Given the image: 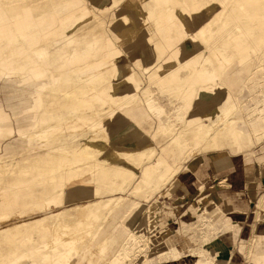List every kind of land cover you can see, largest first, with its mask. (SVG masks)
Wrapping results in <instances>:
<instances>
[{
  "label": "bare ground",
  "instance_id": "6f19581e",
  "mask_svg": "<svg viewBox=\"0 0 264 264\" xmlns=\"http://www.w3.org/2000/svg\"><path fill=\"white\" fill-rule=\"evenodd\" d=\"M190 1L184 5L180 19L183 23L184 19L186 23L188 18L193 19L198 30H188L191 33L190 41L196 47L203 46L208 55L197 67L183 69L169 66L158 68L152 73L151 69H145L144 72L150 73L149 84L143 90L150 96L146 102L147 109L138 100L139 79L136 77L135 87L128 88L122 95L115 87L99 93L96 89V85L108 81L107 70L111 73L121 70L130 72V68L94 67L83 73L78 72L76 65L82 63L84 58L79 55L77 61L78 53L74 47L77 41L71 35L65 38V47L55 42L54 49L49 48L47 37L59 39L65 30L66 20H74L73 27H81L80 30L96 27L94 17L87 9L71 13L61 24L56 22L52 13L47 14L56 10L57 16H63L65 12L77 7V0H0V57L4 55L1 49L6 46L13 49L11 54L17 58L16 63L9 64L5 70L0 66V102L3 97L8 102L13 92H19L20 97L19 106L0 103V147L2 143H9L0 150V165L6 158L9 159L8 163L15 162L14 156L22 152H28L33 163H38L42 160L39 150L49 154L53 147H58L61 154L68 155L63 149L67 145L77 143L80 147L74 159L57 163L61 171L58 174L51 170L45 179L34 181L36 177H32L20 181L17 187L7 184L11 196L0 197V205L16 207L28 200L26 210L17 214L20 218L28 213L44 214L12 224H6L13 218L12 215L0 214V264H122L127 242L135 239L134 234L140 236L142 242L143 238H147L145 225L148 219L145 216L144 224L142 218L135 227L139 231L134 234L123 228L98 240L113 214L117 213L119 217L125 211L122 222L126 228L130 227L131 220L138 218L135 217L138 214L137 204H125L127 198L124 196L136 176L122 163L129 161L138 170L142 163L152 159L155 152L152 148L135 150L143 141L146 143V138L136 131L134 123L141 122L140 118L146 123L151 120V115L156 116L158 129L163 130L167 137H171L174 127L184 123V118L171 114L173 111L166 108V105L160 111L153 109L155 101L168 103L161 99V92L184 97L185 106L188 107L196 89L209 86L206 92L199 94L197 103L214 97L226 105L217 120L210 125L199 118L185 119V125L178 132L177 138L162 149L159 161L163 168L157 170L158 164L156 167L145 166L142 169L143 178L136 181L131 190L133 195H143L142 184L150 182L153 172H158L156 177L159 183L176 172L174 146L189 151L185 161L194 162L198 160V152L207 147H217L222 138L226 139L230 147H238L250 130L256 132L261 129L264 109L258 108V115L248 116L245 120L236 117L232 119L239 110V99L244 98L239 95L236 100L232 99L228 89L238 92L254 81L255 64L252 56L258 59L260 48L264 47V0ZM208 1L215 3V6L212 7ZM218 24V37L215 35L216 38H213L214 34L208 29ZM37 43L38 46L33 48ZM229 51L236 61L232 60ZM208 65L212 66L209 71L206 68ZM173 70L189 72L183 80L163 77L165 72ZM13 74L18 77H12ZM74 74L77 81L72 78ZM157 83L161 88L155 90ZM153 92L158 95L155 101L152 100ZM48 95H51L50 101L45 100ZM130 103L134 105L133 111L128 110ZM96 104L107 107L113 104L114 107L102 112L95 109ZM39 127L41 129L37 130ZM125 135L129 137L130 148L113 147V142ZM179 137L190 139L194 149L188 148L186 143L178 144ZM99 142L101 145H97ZM167 157L170 160H165ZM86 161L90 164L87 165ZM1 169L2 166L0 184L4 181ZM18 173L25 178L28 171L20 168ZM16 190L21 191L16 193ZM198 190L199 202L195 206L190 204L186 211L189 214L187 219L182 218L183 214L180 217L174 216L172 208L167 206V209H163L165 222L158 221L157 224L160 230L174 219V224L178 226L176 234L181 239L185 238L186 244L189 242L193 247L178 249L172 245L174 241L167 238L166 243L173 247L157 252L156 264H189L191 260L188 257L192 253L208 255L204 248L206 240L217 252L223 250L225 253L221 261L215 257L213 260L217 264L225 261L227 247L231 248V245L219 238H207L209 225L204 224V219H207L205 215L209 211L200 206L202 199L209 202L210 197L201 185ZM65 194L68 198L66 201ZM107 194L111 196L101 198ZM213 197L217 200V197L212 195L213 200ZM63 204L72 205L64 208ZM261 209H264L262 200L257 204L254 214L257 215ZM148 232L149 237L145 242L148 246L142 251V264L150 260V245L155 246L152 240L155 228ZM252 235L241 244V250L256 264H264V255L256 257L251 253L253 243L257 238L264 239V233L254 231ZM155 242L159 241L155 239ZM230 254L234 259L235 254Z\"/></svg>",
  "mask_w": 264,
  "mask_h": 264
},
{
  "label": "rangeland",
  "instance_id": "374dc122",
  "mask_svg": "<svg viewBox=\"0 0 264 264\" xmlns=\"http://www.w3.org/2000/svg\"><path fill=\"white\" fill-rule=\"evenodd\" d=\"M76 8H74L71 11L65 12L63 16H57L55 13L56 10H52V12L47 13V14L52 13L55 17L56 22L58 24H61V22L66 19V17H68L71 13L76 11ZM95 20L94 22H96L95 23L96 27L99 25L102 26L98 18L96 21ZM73 21L74 20H66L65 27H64L65 30L63 31V35L59 37V39L56 40V38H54L53 36L47 37V39L49 38L48 40L49 48L51 50L54 49L55 42H57L59 45L62 43V48L65 47L64 41H65V38L69 35H71L74 39H76V41L78 42L77 44H81L82 42L87 40L86 38L83 39L86 32L84 33V35H82L83 33L80 32L82 31L80 30L81 27L74 28ZM218 28H220L219 24L216 26L214 25V26L209 27L208 29L209 32L212 35L214 34V36H212L213 38H216ZM38 44L39 43L35 44L33 48L38 46ZM58 44L57 46L60 48ZM116 45L119 49L124 50L119 44H116ZM198 46H201V45H198ZM201 47L204 49L203 46ZM260 49L261 51L258 54V59L252 56L253 63L255 64L254 81H252L250 84H247L244 90L241 89V91H238V92L228 89V92L230 93L232 99L236 100L239 95H243V98H244V99L242 98L239 99V110L235 115L232 116V119L236 117V118L245 120L248 116L258 115V111H257L258 108L264 109V47L261 46ZM1 50H3L4 55L0 57V66L2 70H5L9 64L14 65L16 63L17 58L15 59V57H13L11 54V51L13 49L11 50L9 48H6L5 46V48ZM228 53L229 55L232 56V60L236 61V58L233 55V53L231 51H229ZM128 64L131 66V69L135 71V73H138V75L144 80V78L142 77L141 71L136 67L135 63L132 62L131 60H128ZM206 68L209 71L211 70L212 66L208 65L206 66ZM76 69H78V72L80 71V73H83L86 69H89V68L82 69V68L76 67ZM151 70L152 71L150 73L154 72L156 69H151ZM78 72L77 74H79ZM106 72L109 73L108 76H110L111 78H107L108 81L106 83L96 85V89L98 93L100 91H104V89L106 88H112V87L118 88V85L113 82L117 79L116 76L117 75L125 76L130 73V72H124L122 70L117 71V72L112 71V73L111 71L109 72V70H107ZM143 73L147 74L144 71ZM12 77L14 78L18 77V75L13 74ZM76 77H77L76 74H74V77L72 78L77 81ZM109 79L111 80L112 83H109ZM147 79L148 80H146V83L142 82L143 90L149 84V78ZM133 87L135 86L133 85ZM158 88L160 89L161 87L157 83L154 89L156 90ZM143 90L141 89L140 82H138V92H137L138 100L140 101L143 100V103L145 104V108H147L146 102L150 99V96L144 93ZM117 91L119 93L118 89ZM50 96L51 95H48L47 96L48 98H46L45 100L50 101V98H49ZM100 96L102 95L100 94ZM161 96H166L167 98L173 97V98H176L177 100L184 98V97L178 98V97H175L171 93H165V92H161ZM155 97H158V95L153 92L152 100L155 101ZM253 97H255L254 100L251 99ZM3 102L4 104L6 102L10 106H14V107L19 106L20 105L19 104L20 103L19 92H13L12 95H10V100L8 102L3 97L0 103L3 104ZM131 103L129 104L130 106V108L128 109L129 111H133L134 105ZM110 107L113 108L114 107L113 104H111ZM110 107L100 106L99 104L95 105V109L97 111L99 110L102 112L109 110ZM153 109L156 110L155 106ZM180 117L184 118V123H182L178 127H174L172 135H171V137L173 136L174 139L177 138L178 132L185 125L186 117L185 116L184 117L180 116ZM141 119L143 118H140V121ZM151 120L156 122L157 121L156 116L151 115ZM134 124L136 125V127L139 126L138 123H134ZM39 129H41V127L37 128V130ZM162 133H163V130H162ZM152 135L154 136L155 139L158 138L157 136H155L156 135L155 133H153ZM163 135L164 137L166 136L164 133ZM128 138H129L128 135L122 136L121 139H118L115 143L113 142V147L117 146L119 148H130V146L128 145L129 144ZM80 142L81 141H79L78 143ZM184 143H186V145L187 144L189 145L188 148L193 147V144H194L188 138L179 137L178 144L182 145ZM8 144L9 143H2L0 150L2 151L5 148V146ZM152 144L154 145V147H152L150 144V138L148 139L146 138V143L143 141V144L139 147H136L135 150L145 151L147 150V148H152L154 152L157 151L158 146L153 142ZM97 145H101V142H99ZM63 149H65L68 152V155L61 154L60 149L58 147H53L52 152H50L49 154H46V151L39 150L40 151L39 155L42 160L41 162H38V163H33V161L31 160V156L28 152H22L21 154L14 156V159H16L15 162L8 163L9 159L7 158L6 160L4 159L2 161L3 163L0 165L2 166V169H1L3 171L2 179L4 180L0 184V193L2 192V194H0V197L11 196V193L9 192L10 189L7 188V184H12L17 187L20 181L27 180L32 177H36L34 178V181L38 180L39 178L45 179L51 170H54L56 174H58L61 171L58 169L57 163L59 161H69V160L74 159L77 156L78 154L77 152L79 151L80 147L77 146V143H73V144L67 145ZM107 150H109V148ZM173 152L176 155V156L174 155V158L177 159L176 163L174 164V168L177 169L176 172L170 175L169 177H167L164 181L160 183L157 182V177H156L158 175V172H153V175L150 178V182L148 184H145V183L142 184L143 195H133L131 194V190L134 188V183L136 181H140V179L143 178L142 169L144 170L145 166L153 165V167H156V165L158 164L157 170L158 169L161 170L163 168V165H161L162 162L159 161L162 156V150L158 157L156 154L157 152H155L152 159L142 163L141 165L142 167L138 170H136L132 166L131 162L129 161H124L122 163V165L125 168L134 172L136 176L132 184L128 187V189L124 193V196L127 198L125 201V204H128V205L137 204L138 214L135 217H138V218H136V220L135 219L131 220L130 227L126 228L124 227L123 222H122V219H123L122 215L124 214L125 211L124 212L122 211L119 217L117 213L113 214L111 216L110 221L108 222L107 228L104 230L102 235L98 238V240L105 237L108 233L113 234L119 229H123V228L127 229L129 233L134 234V232L139 231L138 227L135 228L138 222L143 218V224H144L145 216H146L148 221H147V224L145 225V236H147V238H143V242H142L140 239L141 237L136 236L134 234L135 239L127 242V245H126L127 249L123 253L124 260L122 261V264H142V261L144 259V256L142 255V251L148 246L145 243L149 237L148 230L150 229L152 230L154 228H155V232L153 234L152 240H154L155 246L150 245V248H149L150 260L148 261L147 264H156L157 263L155 259L156 253L168 250V248H172L174 245L178 249H185V248L187 249L188 247L192 248L193 247L192 244H190L189 242L186 244V239L185 238L181 239L176 234V228L178 226L174 224L175 222L174 219L170 220L166 224V226L160 230L158 227L159 225L158 221L165 222L163 209H165L167 206L170 207V209L172 208L171 210L174 216L180 217L183 214L184 216L182 218L187 219L189 216V214H186L188 207L191 205L195 206L196 203L199 202L200 195L198 193L199 191L198 187L200 188V185H201V188L205 190V193L207 194L208 197H210V200L212 201L211 202L208 198L209 202L213 204L211 205L208 201L205 202L202 199L201 206H200V208L203 209L205 207L209 211L207 215H205L207 219H204V224L209 225V232L207 233V238L208 239L219 238L222 241L224 240V242L229 243L231 245V248L227 247L228 255L222 264H252V261L250 260V258L246 256V252L243 253V251L241 250L242 249L241 243L249 239L254 231L256 233V224L258 223L262 224L264 221V209L259 210V213L256 212L257 215L254 214V211H256V206L259 203V201L262 200V203L264 204V193H263L264 186L263 187H261L260 185L258 186L259 187L258 191L262 194L258 196V198L255 200L252 206L253 223L250 227V234L248 235V237H242L239 239H236V238L238 237V234L240 232V226H239L240 224L236 223V221L232 219L231 214L234 213L233 209L231 208L232 203L229 199H225L226 196L223 195V193L226 191L225 189L230 187L229 180L226 179L227 177L226 174L227 173L229 174L231 171H234V170L243 171V169H245L247 173H250L249 176L252 177L251 180H255L258 174L260 173L264 174V124L262 125L261 129L257 130L256 132H252L250 130L248 133V136L245 137L242 141H240V145L238 147H230L226 139L222 138L220 140V145H218L217 147H207L204 151L198 152L196 154V158H199V160L194 161L193 164H191L192 162L185 161V158L187 154L189 153V151H182L181 148H179V146L176 145L173 147ZM213 153H215L216 155L215 154L212 155ZM168 158L169 157H167L165 160H167ZM193 158H191V161L193 160ZM221 161L224 163V165H227V167L224 168V170H222V168H220L217 165L221 163ZM86 163L87 165L90 164L87 161ZM188 167L189 169L188 171H186L185 169H187ZM20 168H25V170L28 171L27 177L23 178L22 176L19 175L18 170ZM206 169H211L213 171V175L210 176L211 178L210 181L206 183H204L203 181L201 183H197L196 177L198 178L199 171L206 170ZM180 177H182L181 178L182 180L180 179L179 181L174 182V180ZM173 182L174 184L172 185ZM244 184L246 186L248 183L247 184L244 183ZM171 185H172V188L169 190L167 194H165L168 191V189L171 187ZM247 187L249 186L247 185ZM247 190H249V188ZM20 191L21 190H16V193ZM212 195L217 197V200H215V198L213 197L215 200L214 201L212 199ZM109 196L111 195L110 194L102 195L101 198L105 199ZM218 199H220V201H218ZM66 200H68V198H67V195L65 194L64 201ZM27 203H28V200L23 203H19L18 205H16V207H13L11 205H8V206L0 205V214H10L13 216V218L6 224H12V223L25 221L35 216L44 214V213H31V214L28 213L25 217L20 218L19 215L17 214L22 213L26 210ZM71 205L72 204L70 205L63 204V207L66 208ZM50 211H53V209H50ZM156 215H159V216L156 217ZM206 230L207 228L205 229V231ZM167 238H170V240L174 241L172 244L173 246H169L166 243ZM155 239H157L159 242L156 243ZM205 242L206 244H204V248L207 250L208 255H204L203 253H199L198 255L195 253H192V255L188 257V259L191 260V263L189 264H217L213 260V257H215L219 261H221V259L224 257L225 253L223 252V250L217 252L214 246H210L208 244L207 240ZM157 244L159 245L157 246ZM235 244L237 245L235 246ZM223 249L226 250V248H223ZM251 249L252 251L258 250L257 240L256 242L253 243ZM230 253H233V254L238 253V256L240 259L235 256H234V259H232L230 257L231 255ZM185 254L187 255L188 253L185 252ZM97 264H101V263L99 262ZM158 264L160 263L158 262Z\"/></svg>",
  "mask_w": 264,
  "mask_h": 264
},
{
  "label": "crops",
  "instance_id": "0c3cea01",
  "mask_svg": "<svg viewBox=\"0 0 264 264\" xmlns=\"http://www.w3.org/2000/svg\"><path fill=\"white\" fill-rule=\"evenodd\" d=\"M190 2V0H77L76 12L87 9L92 13L93 20L98 18L102 26L80 31L83 33L82 35L86 32L84 36L87 40L81 44L76 42L77 61L80 59V53L82 59L84 58L82 63L77 64L76 67L82 69L94 67L131 69L128 64V60H131L141 71L144 80L132 69L125 76L117 75V79L113 82L118 85L120 95L128 88H133L135 77L139 79L143 90L142 82L146 83L150 74L143 73L145 69H165L169 66L183 69L197 67L203 58L207 57L208 53L207 50L201 46L196 47L190 41L191 33L188 30L193 32L198 30L193 19L188 18L187 23L185 19L183 20L184 23L180 19L181 13L185 9L184 5ZM196 2L202 3V0H196ZM208 3L212 4V7L215 6V3L211 1ZM116 44H119L124 50L119 49ZM188 72L186 70H173L165 72L163 77H175L183 80ZM108 78L111 77L108 76ZM109 83H112L110 79ZM208 87H198L188 107L185 106L184 98L177 100L166 96H161V99H165L168 103L160 100L156 101L154 106L157 111H160L166 105V108L173 111L171 114H176L179 117L185 116L186 119L190 117L199 118L203 123L210 125L217 120L226 103H223L221 99L216 100L214 97L203 99L197 103L199 94L206 92ZM141 101L143 103V100ZM138 125V127L135 125L136 131L143 137L150 138L152 147H154L152 142L158 146V150L155 151L157 157L161 150L168 147L174 139L173 136L164 137L162 130L158 129V120L156 122L151 120L146 123L141 120ZM153 133L158 138L155 139ZM217 165L222 170L227 167L222 161ZM249 174L245 169L243 171L234 170L226 174L230 187L225 189L223 195L232 203L231 208L234 211L231 214L232 219L240 224V232L236 239L248 237L250 234V227L253 223L252 206L258 196L262 194L258 191V186H264V174H258L257 178H254L255 180H251L252 177ZM211 175H213L211 169L201 170L196 181L197 183L202 181L206 183L210 181ZM244 183H248L249 187L245 186ZM248 188L249 190H247ZM256 232L264 233V224H256ZM263 240V238H257L258 250L252 251L251 249L252 255L256 257L264 255ZM235 257L239 258L238 253H235ZM252 264L256 263L252 261Z\"/></svg>",
  "mask_w": 264,
  "mask_h": 264
}]
</instances>
